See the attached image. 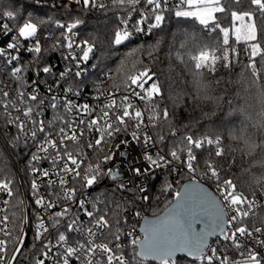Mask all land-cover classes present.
<instances>
[{"label":"snow or ice","instance_id":"snow-or-ice-1","mask_svg":"<svg viewBox=\"0 0 264 264\" xmlns=\"http://www.w3.org/2000/svg\"><path fill=\"white\" fill-rule=\"evenodd\" d=\"M80 3V0H76ZM228 0H176V4L168 11L173 12L177 18H193L198 21L199 25L210 31H219L222 34L223 51L217 54L219 48H210L204 46L197 51L190 53L189 57L193 65V75L197 77L196 84L203 87L199 79L205 72H214L217 70V63L220 62L224 68L232 67V60L229 52V34L230 28L222 26L217 13L224 14V18L229 16L225 4ZM233 3L241 4L244 0H232ZM248 9L244 11L233 10L230 12L231 31L237 43L243 41L247 44L249 54V63L244 67L250 72L254 82L260 79L264 72V42L258 39L257 20L264 24V0H247ZM142 0H113V4L117 6L129 5L135 7L141 4ZM149 6L148 15L141 14V19L136 22L135 32H141L144 29L141 24L147 20H154L148 25L149 29L159 28L165 20V7L168 0H143ZM84 6H89L90 0H83ZM187 6V10L184 7ZM103 7V5H100ZM9 19L13 18L12 11L4 13ZM238 22V24H237ZM39 23L43 21L33 22L31 20L23 23L18 29V37L14 38L13 42L8 43L6 48L0 47V57H4L8 64H12L19 59L16 55H11L7 50L12 49L19 52L20 37L25 40L35 38L38 32ZM80 21H75L68 25L60 24L57 26L66 31L61 32L60 39L57 43L59 46H66L67 49H73V30L78 27ZM7 30V25H4ZM132 32L127 28L118 31L114 35V44L119 46L128 41ZM65 44H61L60 40ZM186 41H184L185 43ZM251 42V43H249ZM82 48V56L77 58L74 55L65 57L76 61L77 71L75 77L81 76L79 64L81 61H88L90 54L93 52L94 45L87 44ZM79 47V45H77ZM30 53H41V45L39 40H35L32 47L27 49ZM136 51L129 53L134 56ZM151 54V53H150ZM232 55H235V49H232ZM259 57L261 68H257L256 59ZM139 63V61H137ZM27 65L21 64L14 66L11 70V77L17 82V89L14 98H10V93L0 89V106L3 108V117L7 125H14L17 128L18 134H22L27 144L31 140L35 145L36 151L31 156L32 167L31 173L35 177L31 181V193L34 198L35 205L47 214V220L44 214H37L35 218V239L42 241V249L40 256L35 259V264H46V261L51 260L52 264H70L71 258L75 257L81 261V264H130V261L122 252V245L117 243L115 249L110 246V241L106 243H96L97 240L107 239L111 235L116 241L120 240V227L115 228L119 221L110 223L107 218L109 213L105 209L103 214L97 209L96 202L92 203V209L89 211L86 207L84 199L77 200L76 187H68V177L73 181L81 179L83 183L81 188H91L98 184L101 179L107 177L112 181H120L115 188V191L145 192L143 185L137 186L134 182L137 177H144L150 174L152 168L167 167L172 161L181 160V153L186 151V160L183 161L184 166L189 173L194 172V162L197 161L195 150L201 149L205 144L216 145L214 156L221 157L223 149L220 146V137L196 138L193 135H185L180 137V144L183 148L176 145L168 152V159L161 152L154 155L145 152L144 160L148 163L147 169L139 167H130L132 177L128 182L120 180L121 173L113 168H104L103 164L110 162L121 145H128V140H121L118 144L109 146L107 151L105 145L121 132H127L131 123L132 140L137 143H142L146 147L154 146L156 143L163 144L165 137L157 135L154 139L147 132L148 126L157 127L156 121L161 118L160 112L155 105L148 108L151 113L145 122L144 111L135 107L130 100V96L139 97L142 101L151 103L154 95H159L161 92L160 86L154 82L153 76L147 68L139 70L135 73H126L123 78L124 89L129 95H124L117 107V100L109 98L99 111V114L90 120H86V115H91L94 111L88 104L76 105L71 100L65 99L61 105L56 96H51L47 104L53 111L51 119L45 120L42 118L45 111V99L40 96L38 82L33 81L28 84L24 73L27 72ZM40 71L45 74H51L52 68L44 66ZM124 65L117 69V72H123ZM71 73V70L60 73V80H64ZM39 75V73H37ZM153 80L149 87L145 84ZM32 88L31 92L26 89ZM139 89V91H136ZM52 91L49 86L48 92ZM66 92H72V87L69 86ZM99 92L100 89L97 88ZM63 108L64 114L59 112ZM76 112L79 114L77 120H68V113ZM162 118L169 119L167 109L163 110ZM60 125L57 127V125ZM98 134V135H94ZM93 135V139L87 143V148L97 152H105L102 162L95 164L88 163L81 172V166L87 160L80 141L82 138ZM176 135L175 132L172 133ZM17 139L19 137H16ZM70 142V143H69ZM120 156H126V151L119 152ZM42 160H50L51 170L37 167ZM210 176L217 181V189L219 197L211 194L207 190L200 188L198 185H188L182 191L175 192V200L170 201L165 208V215L152 220H145V227L142 229L144 236L142 239H137L133 233L135 229L129 231L127 235L131 237V245L133 246V259L137 256L141 258L151 257L161 262V264H176L172 259L176 253H185L188 257L201 262V264H264V255L255 248H246L240 241V237L255 240L254 233L264 235V228L254 227L252 230L245 226L244 218L248 217L254 201L249 200L243 193H237L236 185L230 179H224L221 182L219 170L215 167L211 156L205 162ZM4 172L0 168V174ZM55 177V178H53ZM50 189L46 198L40 194L41 184L38 181L44 182ZM264 183V181H262ZM12 179L4 177L0 179V193H6L8 197L14 195ZM131 184V187H129ZM168 189L171 185L166 186ZM100 201V197L96 198ZM142 199H148L146 195ZM75 202L84 215L90 218L89 223L92 225L86 227L79 222V214L72 212L71 205ZM61 203L63 206L61 207ZM3 208H0V232L3 233L5 239H0V264H17V258L22 255V247L25 238V226L29 223L27 215L24 213V202L17 200L13 208H19V211H12L8 214L10 201L3 200ZM247 205V208L241 207ZM60 208L59 211H50L54 208ZM121 208L120 203H116V209ZM225 209L233 210L234 214L230 219H225L227 212ZM116 213L113 212V216ZM140 216V213H136ZM19 221V223H17ZM9 223L12 228H9ZM202 227L197 230L196 225ZM232 224L233 229L227 230L225 225ZM63 226L64 230L61 231ZM54 230V231H50ZM16 232L14 238L12 233ZM80 233V238L73 241L71 233ZM213 235L223 236L225 241H230L236 250L240 252L241 259L238 261L230 260L228 255H217V250L213 249L211 255L205 256V248L207 246V238ZM52 237L49 239L48 237ZM8 241L14 244L9 258ZM261 247H264V240L255 241ZM138 247L140 251L135 252ZM55 249V251H53ZM120 251V254H117ZM101 257L98 259L97 257Z\"/></svg>","mask_w":264,"mask_h":264},{"label":"trees","instance_id":"trees-1","mask_svg":"<svg viewBox=\"0 0 264 264\" xmlns=\"http://www.w3.org/2000/svg\"><path fill=\"white\" fill-rule=\"evenodd\" d=\"M136 6L103 3L102 9L94 13L84 5L63 7L52 0H0V10L12 11L18 27L29 20L43 21L38 25L37 34L45 45L49 37L45 38L44 34L55 33L60 28L57 22L68 25L80 21L76 28L80 37L94 45L91 62L93 71L89 77L94 85L124 87L126 73L147 68L161 88L160 94L154 95L151 103L147 101L145 104L146 118L151 115L148 108L152 105L160 112L161 118L156 121L158 126H149V129L154 139L157 135L165 137L163 144L156 143L161 154L168 155L174 145L183 148L179 140L185 135L196 138L219 136L223 155L214 156L216 145L205 144L201 149H196L194 177H202V181L213 188L209 170L204 163L211 156L219 170L221 182L230 179L236 185V190L263 200V205L250 219V224L264 228V72L257 82L253 81L250 72L244 67L249 63L247 44L243 41L237 43L229 34L232 67L224 68L218 62L216 71L208 72L205 69L199 78L203 87L198 86L189 54L204 46L219 48L217 54H221L224 47L222 34L218 30L205 29L193 18H177L168 9L164 11L165 20L161 26L150 29L148 36H133L121 45H115V33L128 25V17ZM225 7L229 13L227 18L221 13L216 15L222 26L229 27L231 32L230 12L247 10L249 5L247 0L241 4L228 0ZM148 22L153 23L154 20L149 19ZM256 22L260 29L258 39L264 42V24L260 20ZM232 49H235L234 56ZM134 50L138 51L130 56L129 53ZM255 59L257 68H261L259 57ZM122 64L124 71L117 72ZM152 82L149 80L146 85ZM164 109L169 112L168 120L162 118ZM184 154L186 151L181 153ZM3 165L7 167L0 154V167ZM194 177L185 172L175 184L165 176L155 178L143 209L144 214L154 216L160 213L172 201L175 189ZM168 184L171 185L170 189L166 187ZM118 201V194L106 193L102 208L103 211L108 210L110 223L120 222V208L116 209ZM125 254L130 257V264H155L140 261L137 257L133 259V246L130 243L126 244ZM192 263L185 257L176 259V264Z\"/></svg>","mask_w":264,"mask_h":264},{"label":"built area","instance_id":"built-area-1","mask_svg":"<svg viewBox=\"0 0 264 264\" xmlns=\"http://www.w3.org/2000/svg\"><path fill=\"white\" fill-rule=\"evenodd\" d=\"M60 6L63 7H78L83 4V0H80V3H77L76 0H52ZM176 4V0H168L167 6L165 10L172 7ZM103 5L101 0H90L89 6H86L90 9L91 12L98 13ZM150 9L149 6L145 3L144 5L138 4L135 9H133L132 13L128 17V25L125 27L129 31H131L133 36L144 35L148 31H150L148 25L150 24L148 20L141 24V27L144 29L141 32H135L134 28L136 26V22L141 19V14L148 15ZM5 11L0 10V47L6 48L8 43L13 42L14 38L18 37V29L19 27L15 25V16L9 19L4 15ZM4 25H7V30L4 28ZM134 26V27H133ZM57 27V26H56ZM124 28V29H125ZM66 31V29H57L55 33L46 32L44 37H49L48 43L45 45L43 39L37 34L35 38L25 40L20 37L19 39V52H16L12 49H8L7 51L11 55H16L19 57L17 61H14L12 64H8L4 57H0V89L4 91H8L10 93V98H14L15 91L17 89V82L11 77V70L14 66H20L21 64L27 65V72L24 73L26 77L27 83L30 85L33 81L38 82L40 96L45 99V111L43 113L42 118L45 120L51 119L53 116V111L50 107H47V104L50 100L51 96H56L60 101L61 105L63 104L65 99L71 100L72 103L76 105L88 104L94 111L91 115H86L84 118L86 120H90L99 114L100 108L109 101V98H115L118 102L117 107H119V102L124 95H129L124 89V87H111V86H99L94 85L90 82V75L93 71V66L91 62L93 60L92 53L90 54L88 61H81L79 64V70H81V76L75 77L74 73L78 70L76 66V61L72 59H65V57H69L70 54L79 58L82 56V48H85L87 44H91L89 41L82 39L77 29L73 30V49H67L66 46L61 47L58 45L57 41L60 39L61 32ZM35 40H39L41 45V53L35 54L27 51L29 47H32ZM61 44H65V42L61 39ZM79 45V47H77ZM92 45V44H91ZM44 66H50L52 68L51 74H45L40 71ZM71 70V73L64 80H60V73L65 72L67 70ZM39 73V75H37ZM109 75V74H108ZM49 86L52 87V91L48 92ZM71 86L72 92H66L65 90ZM147 88L148 85L145 84ZM97 88L100 91H97ZM28 92L32 91L31 87L26 89ZM139 91V89H136ZM130 100L135 107L140 108L144 111L145 114V122L147 123L146 112H145V104L147 101L140 100L139 97L130 96ZM61 114H64V110L61 107L59 109ZM3 108L0 106V154L5 160L7 167L4 165L0 168L4 169V172L0 175V179L4 177H8L12 179L13 184L11 187L13 188L14 195L12 197H8L6 193H0V208H3V200L8 199L10 201L9 212L11 215L12 211H19V208H13L11 205H15L17 200H22L24 202V213L28 217L29 223L25 226V238L24 245L22 247V255H19L17 258V264H35V259L40 256L42 249V241L36 240L35 237V218L37 214H44L42 209H39L34 202V198L31 193V181L35 177L31 173L30 169L32 167L31 156L36 151L35 145L31 140H28L27 144L25 143L24 137L22 134H18L17 128L14 125H7L6 121L2 115ZM79 118V114L75 111L72 113H68L66 119L68 120H77ZM60 126L59 124L57 127ZM131 123L129 125L127 132H121L116 135L113 139L109 141L108 145H105V150L109 146L118 144L121 140H128V145H121V147L116 151L113 159L103 164L104 168H113L118 170L121 173L120 180L124 182H128L132 177V172L129 171L130 167H139L142 170L147 169L149 167L148 163L144 160L145 152H148L155 156V154L159 151L156 144L151 147H146L142 143H137L132 140L131 132H132ZM147 132L149 135L150 129L149 126L147 128ZM98 135V134H94ZM16 137H19L18 139ZM93 139V135H88L81 139L80 144L82 146L83 152L87 157V160L84 161V164L81 166V172H83L84 167L87 166L88 163H97L103 161V156L105 152H97L93 149L87 148V143L89 140ZM70 143V142H69ZM126 151V156H120L119 152ZM160 152V151H159ZM168 159H171L170 156L165 155ZM186 160V154L181 155V160L172 161L170 165L163 168H152L150 174L144 177L135 178L134 182L137 186L143 185L145 192L140 191H132V192H121L115 191L116 185L120 181H112L110 178H103L100 182L94 185L91 188H81V184L83 181L81 179H77L75 181L72 180L71 177H68L69 183L68 187H76L77 191V200L84 199L86 201L85 207L91 211L92 203L96 202L97 209L100 211V214H103V203L97 201V197H100V201H104L106 193H114L118 194L119 203L121 204L120 208V222L116 227H120V240L116 241L111 235L107 237V239L97 240L96 243H106L111 242L110 246L115 249V245L119 243L122 245V252L126 256V258L130 261V257L125 254L126 244L130 243L131 237L127 235L129 231H132L134 228L135 231L133 235L137 239H141L143 235L139 230L140 222L142 217L145 215L143 209L148 201V199H142L144 195L149 197L151 186L153 180L158 178L159 176H165L171 180L174 184L177 183L182 176L183 173L188 172L187 168L184 166L183 161ZM42 169L51 170V162L50 160H42L38 165H36ZM194 177L195 173H189ZM55 178V177H53ZM213 182V188L208 187L213 191V193L219 197V192L217 189V181L210 177ZM46 180L44 182L38 181L41 184L40 194L44 195L48 199H52V197L48 196L50 189L46 186ZM191 180H196L204 183L202 181V177H194ZM205 184V183H204ZM131 187V184H129ZM178 189H175V192ZM237 193H242L236 190ZM245 195V194H244ZM246 196V195H245ZM249 200L254 201L253 206L250 210V214L248 217L244 218V225L249 227L252 230L254 227L250 224V219L257 213V211L263 205V200L260 198L250 197ZM63 203H61V207ZM241 207L247 208V205H242ZM72 212L74 214H79V222L86 227L92 226L89 221L90 218L83 214L80 211L78 204L73 202L71 205ZM60 208H54L50 211H59ZM227 212L226 220L230 219L231 215L234 214L233 210L225 209ZM139 212L140 216H137L136 213ZM4 215V213H0V216ZM45 215V219L47 220V214ZM19 223V221H17ZM9 228H12V224L9 223ZM113 227L112 231L115 232V228ZM227 230H232L233 225L227 224ZM64 230L63 226L60 229ZM50 231H54L51 230ZM12 236L15 238L17 236L16 232L12 233ZM73 241L80 238V233L73 232L70 234ZM255 240L246 239L245 237H240V241L246 248H255L262 255H264V247L258 245L256 240H264V235L259 233H254ZM52 239V237H48ZM0 239H5L2 232H0ZM127 242V243H126ZM131 244V243H130ZM14 247V244L11 241H8V251L9 258L11 256V251ZM213 249L217 250V255H228L230 260L238 261L241 259L240 252L234 248L230 241H225L223 236H217L209 241L205 248V256L211 255ZM55 251V249L53 250ZM117 254H120V251H117ZM100 259L101 257H97ZM176 262V260H174ZM148 262V261H146ZM192 264H201L198 260H193ZM155 263V262H154ZM46 264H52L51 260L46 261ZM70 264H81L80 260H77L75 257L71 258ZM161 264V262L155 263ZM218 264V262H216Z\"/></svg>","mask_w":264,"mask_h":264},{"label":"water","instance_id":"water-1","mask_svg":"<svg viewBox=\"0 0 264 264\" xmlns=\"http://www.w3.org/2000/svg\"><path fill=\"white\" fill-rule=\"evenodd\" d=\"M149 34H150V32L148 31V32L146 33V36H148ZM188 185H198L200 188H203V189L207 190L208 192H210L211 194L215 195V194L213 193V191H212V190H211L206 184H204V183H202V182H200V181H196V180H187V181L183 182V183L180 185V187H179V189H178L177 191H182V190L184 189V187H186V186H188ZM175 198H176V197H175V195H174L172 201H174ZM168 205H169V204H168ZM168 205H167V206H168ZM165 208H166V207H165ZM165 208H164L160 213H158V214H156V215H154V216L144 215V216L142 217L141 222H140V226H139V230H140V232H141V234H142L143 236H144V232L142 231V229L145 227V220H152V219H155V218H157V217L164 216V215H165ZM225 219H226V217H225ZM201 227H202V225H200V224H197V225H196L197 230H199ZM225 227H226V225H225ZM217 236H219V235L209 236V237L207 238V244L209 243V241H210L211 239H213V238H215V237H217ZM142 238H143V237H142ZM142 238H141V239H142ZM139 251H140V249H139L138 247H136V248H135V252L138 253ZM179 257H185V258H187V259H189V260H191V261L195 260V259L192 258V257H188L185 253H176L175 256H174L172 259H173V260H176V259L179 258ZM137 258H138L140 261H143V262H146V261L155 262V263L160 262V261H158V260H156V259H153V258H151V257H148V258H141V257L137 256Z\"/></svg>","mask_w":264,"mask_h":264},{"label":"rangeland","instance_id":"rangeland-1","mask_svg":"<svg viewBox=\"0 0 264 264\" xmlns=\"http://www.w3.org/2000/svg\"><path fill=\"white\" fill-rule=\"evenodd\" d=\"M102 1V3H104V4H113V0H101ZM184 10H187V6H185L184 7ZM237 24H238V22H237ZM230 34H231V36L233 37V38H235L234 37V35L232 34V31L230 32ZM150 86V85H149ZM148 86V87H149Z\"/></svg>","mask_w":264,"mask_h":264},{"label":"clouds","instance_id":"clouds-1","mask_svg":"<svg viewBox=\"0 0 264 264\" xmlns=\"http://www.w3.org/2000/svg\"><path fill=\"white\" fill-rule=\"evenodd\" d=\"M246 143V142H245Z\"/></svg>","mask_w":264,"mask_h":264}]
</instances>
